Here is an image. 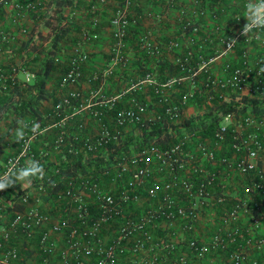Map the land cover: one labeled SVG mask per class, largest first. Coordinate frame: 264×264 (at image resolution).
<instances>
[{"label": "built area", "instance_id": "2783aa9c", "mask_svg": "<svg viewBox=\"0 0 264 264\" xmlns=\"http://www.w3.org/2000/svg\"><path fill=\"white\" fill-rule=\"evenodd\" d=\"M135 1L121 0L110 19L114 61L125 60L126 33L138 23V16L128 12V7ZM190 2L195 15L208 11L202 0ZM243 2L246 4L247 0ZM42 6L43 0H0V12L10 11L18 25L25 12L37 11ZM209 13L213 18L218 16L213 7ZM235 17L241 18L236 20ZM233 18L238 25L237 31L222 34L221 45L215 53L207 55L205 50L213 40L212 35L198 36L200 23L188 16L185 6L180 7L176 19L182 31L188 33L185 43L175 35L154 41L149 38L151 31L140 37L141 45L157 54L182 48L181 53L174 54L179 74L157 81L151 72H147L128 89L109 95L99 89L86 93L73 86L80 77V66L87 53L79 51L70 57L59 82L63 90L51 112L52 126L58 129L53 139L55 146L68 154H93L97 153L101 143L119 139L127 122L145 127L147 122L143 111L148 109L149 102L135 93L144 81L153 83L155 102L161 107L156 118L167 123L168 139L144 141L132 150L114 152L106 157L108 162L96 175H91L92 172L81 174L63 181L62 185L59 183L63 176H56L44 167L46 178L35 180V192L49 194V188L55 184L56 197L67 202L66 211L71 205L74 214L52 219L48 212L32 203L34 199L30 192L14 191L12 196L16 201L0 207V264H163L164 251L173 264H188L184 253L186 247L199 260L196 264H203L200 260L213 249L226 250L231 264H243L250 250L264 248V234L252 232L264 222V109L243 114L236 110L223 113L211 127L210 138L203 139L197 134L200 128L187 126L182 116L184 105L194 95V90L181 93L177 99H172L166 91L167 87L186 77L196 83L201 70L200 88L205 89L207 101L216 96L218 88L239 91L251 75L255 88L264 91V73L258 71L264 66V50L252 53L247 45L241 46L239 63L225 61L223 76H214L207 69L210 61L236 46L247 21L239 11L233 13ZM12 34L1 27L0 44L13 37ZM244 37L248 41L257 40L254 35ZM15 84L16 68L0 65V94L11 90ZM194 88L199 87L194 84ZM125 92H131L128 105L116 108ZM72 105H78L77 109L86 108L101 122L95 139L78 135L70 137L65 133V108ZM113 108H116L113 123L102 121L107 109ZM28 135L31 136L30 130ZM34 138L28 144L24 141L18 143L17 150L0 166V173L6 171L9 161L15 162L19 158L18 166H23L25 155L33 157ZM57 171L59 173L55 169ZM156 172L165 174V178H158ZM83 191L90 193L95 203L86 199ZM141 196L157 200L155 205L134 212ZM207 208L217 209L221 216L219 225L206 241L195 237L170 239L152 227L163 219L170 228L175 219L183 217L184 228L191 229L197 216ZM243 215H247L245 224L241 223ZM108 222L115 223V233L104 242L102 232ZM60 233L63 235L61 241L58 238ZM20 244L31 253L23 255ZM83 254L94 258L85 261ZM248 264L261 263L252 258Z\"/></svg>", "mask_w": 264, "mask_h": 264}, {"label": "crops", "instance_id": "0c3cea01", "mask_svg": "<svg viewBox=\"0 0 264 264\" xmlns=\"http://www.w3.org/2000/svg\"><path fill=\"white\" fill-rule=\"evenodd\" d=\"M243 1L202 0L208 11L202 15H195V13H192L193 4L190 0H136L128 7L130 14L138 16V23L131 26L126 33L123 47L124 61H114L112 51L114 37L110 23L111 17L121 4V0H43V6L37 11L29 10L20 17V25L13 21L10 11H1L0 28L3 27L13 32V37L0 44V65L16 68L17 84L11 90L0 94V166L5 163L10 154L17 150L19 142L13 141L14 131L17 127V121L21 119L29 126L33 121H38L41 123L42 128L47 129L43 135H38L33 139V157L25 155L23 157L24 164L30 158L36 159L48 171L55 165L63 166L71 156L75 155L65 153L61 147L54 145L53 139L58 129L52 126L53 116L51 113L54 103L60 98L63 90L59 85L60 79L66 71L70 57L74 53L79 51L87 53V58L82 61L80 66V77L73 83V86L86 93L99 89L101 93L109 95L128 89L133 82L142 79L147 72H151L157 81H161L179 74L174 61V54L181 53L183 49L163 50L161 54L150 52L141 45L140 37L142 34L151 31L149 38L154 39V41L156 39L163 41L167 37L175 35L185 43L188 33L182 31L180 23L176 19L178 9L185 6L188 16L194 17L200 23L198 36L212 35L213 40L205 50L207 55H212L221 45L220 36L222 34L237 31L238 25L233 18V13L239 11L242 15L244 14L245 4ZM212 7L218 11L216 18H213L209 13ZM56 31H60V36L57 41L59 48L54 57L55 64L45 80V90L42 92L41 97L38 101H33L32 99L38 95V89L34 85L35 74L42 69V60L51 46ZM259 34L261 36L260 40L252 39L250 41L239 35L236 46L231 51L208 63V71L214 76L225 75L223 63L229 60L234 64H238L239 50L243 45H247L252 53L264 50V30H260ZM28 73H32V75L28 76ZM95 74H97V77H94ZM202 74L203 71L201 70L196 83L186 77L166 88L172 99H177L181 93L194 90V95L184 105L182 113L184 119L197 122L207 113L210 115L215 114L225 98L235 105L234 110L238 114L250 110L264 109V91L255 89V80L252 75L239 91H234L231 88H218L216 96L211 101H207L205 89L200 88ZM194 84L199 88H194ZM152 87V82L144 81L142 87L135 91L139 98L149 102L148 109L143 111V116L147 122L145 127L127 122L119 139L101 143L97 147V153L81 152L76 156H80L82 161L88 162L100 160L99 157L110 156L121 149L132 150L140 143L137 142L138 139L147 136L154 127L155 129L159 128V123L162 124V133H167V123L156 118L161 107L155 102ZM130 93L125 92L120 97L116 103V108L128 105ZM229 102L225 101L223 103ZM253 104L259 105V108L252 109ZM77 106L72 105L65 108L67 113V120L64 123L65 133L70 137L78 135L95 139L99 134L101 122L92 117L86 108L77 109ZM116 108L107 109L102 121L112 124ZM217 121L218 119L209 120L213 125ZM82 123L83 126L80 127ZM198 128L200 130L197 134L201 138H210L211 130H206L207 127L203 125ZM103 164L94 168L95 172H98ZM88 172V170L85 172L77 171L76 177ZM155 174L160 179H164L166 176L159 172ZM34 182L35 180L25 188L18 183L13 187L0 191V207L9 204L10 196L14 191L25 190L31 193V197L34 199L32 203L41 210L48 212L52 219H57L61 215L74 214L71 205L69 210H65L67 202L64 199L59 200L56 196L47 193L37 194L34 190ZM83 193L86 199L91 203H95L90 193L86 191H83ZM156 200H147L141 196L137 201L134 212L147 209ZM220 216L217 209L207 208L201 215L197 216L191 229L184 228L185 219L183 217L175 219L170 228L163 219L152 225V227L157 232L165 233L170 239L195 237L206 241L219 225ZM246 222L247 215H243L241 223L245 224ZM252 232L254 234H264V222ZM114 233L115 223H106L102 232L104 242H108ZM62 237V233L58 234L60 241ZM17 241L21 243V239ZM20 248L23 255L31 253L27 247H23L21 244ZM184 253L188 259V264L198 263L199 260L193 256L187 247L184 249ZM82 258L89 261L94 256L83 254ZM252 258H256L259 263L264 264V248L250 250L243 264H248L249 259ZM200 261L203 264H231L227 251L223 249H213ZM162 263L173 264L166 251L162 254Z\"/></svg>", "mask_w": 264, "mask_h": 264}, {"label": "clouds", "instance_id": "9594fccd", "mask_svg": "<svg viewBox=\"0 0 264 264\" xmlns=\"http://www.w3.org/2000/svg\"><path fill=\"white\" fill-rule=\"evenodd\" d=\"M243 17L246 18V23L242 26L241 35L247 38L254 35L257 40L261 39L259 30H264V0H247L244 6ZM241 17H235L239 20ZM259 73H264V66L259 68ZM28 130L31 136L28 135ZM47 131L41 127V123L33 121L29 126L24 120L17 121V127L14 131V140L30 143L32 138L38 135H43ZM17 161H9L6 171L0 173V191H4L9 187L20 184L23 188L30 186L34 180L43 181L46 178V170L39 160L28 159L23 166H18ZM55 187V184L52 185Z\"/></svg>", "mask_w": 264, "mask_h": 264}, {"label": "trees", "instance_id": "16d2710c", "mask_svg": "<svg viewBox=\"0 0 264 264\" xmlns=\"http://www.w3.org/2000/svg\"><path fill=\"white\" fill-rule=\"evenodd\" d=\"M60 36V31L55 33V35L53 36L52 42H51V46L49 47L48 51L45 53V57L42 60V69L39 72H36V76H35V80H34V85L37 87L38 89V95L32 99L33 101H38V99L41 97L42 92L45 90V80L46 78L49 76V73L52 71L55 61H54V57H55V53L59 48V43L58 38ZM256 86V83H255ZM256 90L260 91L259 88H255ZM41 92V93H40ZM229 102V100H227L225 98V100L223 102ZM220 103V107L217 110V112L213 115H210L209 113H207L206 115L203 116V118L197 122H192L189 119H185V123L187 126H192V127H199L200 125L206 126L207 128H205L206 130H211V127L213 126V123L209 122L210 119H217L220 115H222L223 113L229 112L234 110V106L232 104V102L229 103ZM32 105V104H31ZM35 108V107H33ZM245 108V107H243ZM242 108V109H243ZM252 109L254 108H259V105L253 104V106L251 107ZM208 123V124H207ZM162 124L159 123V128L157 127V129H155V127L150 131V133L147 136H144L141 139H138L137 142H144V141H149V140H154L157 142L163 141L165 139H167V133H162ZM209 127V128H208ZM79 156V155H78ZM106 157V156H104ZM104 157H99L100 160L97 161H88V162H84L82 161L81 157H77L76 155L71 156V158L69 159L68 162H66V164L62 165H55L51 170H48V172L55 174L56 176L62 177L63 180H61V182L59 183L60 185L63 184V181L69 179V178H73L75 179L77 176V171L80 172H85V171H89L88 173L92 172L91 175H96V172L94 170V168H97L98 166H101L103 163L106 162V159L108 158H104ZM108 162V160H107ZM55 169L59 170L55 172ZM56 192V188H49V194L56 196L55 195ZM16 197L14 196H10V201H12V203H14L16 201L15 199ZM63 200V199H61Z\"/></svg>", "mask_w": 264, "mask_h": 264}, {"label": "rangeland", "instance_id": "374dc122", "mask_svg": "<svg viewBox=\"0 0 264 264\" xmlns=\"http://www.w3.org/2000/svg\"><path fill=\"white\" fill-rule=\"evenodd\" d=\"M105 159H106V157H104ZM106 161H107V159H106Z\"/></svg>", "mask_w": 264, "mask_h": 264}]
</instances>
